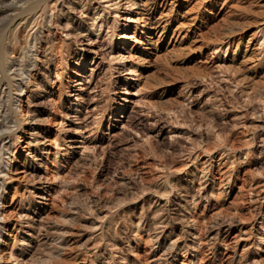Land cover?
Returning <instances> with one entry per match:
<instances>
[{
	"label": "rangeland",
	"instance_id": "obj_1",
	"mask_svg": "<svg viewBox=\"0 0 264 264\" xmlns=\"http://www.w3.org/2000/svg\"><path fill=\"white\" fill-rule=\"evenodd\" d=\"M41 8L0 89V264H264V0Z\"/></svg>",
	"mask_w": 264,
	"mask_h": 264
},
{
	"label": "bare ground",
	"instance_id": "obj_2",
	"mask_svg": "<svg viewBox=\"0 0 264 264\" xmlns=\"http://www.w3.org/2000/svg\"><path fill=\"white\" fill-rule=\"evenodd\" d=\"M46 2L47 0H0V31H2L1 34L6 36L7 38L6 42L0 43V89H2V86L8 87L12 82L13 74L12 75L9 74L6 68L8 64L7 63L8 57H6V55L8 54L9 51H11L12 45L17 41L18 31L21 29L22 26H24V23L25 24L28 22L33 23L32 21H34L38 9H42L41 4ZM44 13L42 14L44 15ZM33 37L34 39H36L37 33H33ZM13 41L15 42L12 44ZM33 43H34L33 45H36L35 42ZM26 56L29 57V54H27ZM14 66L15 63L10 64V67L13 68L12 71L14 72L15 75L17 74L16 71L19 70L18 68L17 69L14 68ZM20 71L22 70L20 69ZM4 92L5 90H0V158L2 157L1 155V150L3 148L2 146L4 145V143L1 144V141L3 140V134L8 132L7 130L11 129V124L15 122V120L11 117L9 113L11 103L8 104L5 101L9 99L8 98L9 95H6Z\"/></svg>",
	"mask_w": 264,
	"mask_h": 264
}]
</instances>
